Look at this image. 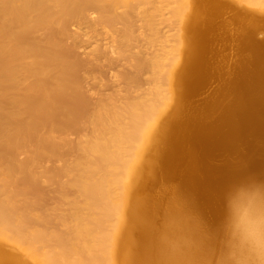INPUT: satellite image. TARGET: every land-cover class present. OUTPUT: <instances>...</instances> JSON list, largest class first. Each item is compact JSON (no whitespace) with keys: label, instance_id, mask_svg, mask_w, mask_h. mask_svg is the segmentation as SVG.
Segmentation results:
<instances>
[{"label":"bare ground","instance_id":"obj_1","mask_svg":"<svg viewBox=\"0 0 264 264\" xmlns=\"http://www.w3.org/2000/svg\"><path fill=\"white\" fill-rule=\"evenodd\" d=\"M164 1L151 4L153 15ZM242 1L264 10V0ZM124 2L0 0V264H213L222 251L244 264L259 260L247 251L249 242L264 244V183L252 184L264 177V39L256 38L255 9H237L219 27L205 7L219 13L233 3L170 0L181 32L167 45L158 33L161 46L137 54L131 13L107 52L122 58L120 87L96 93L84 85V71L95 72L97 56L84 58L71 43L69 8L84 15L92 5L114 21ZM217 29L223 37L236 29L238 53L227 64L216 63ZM210 78L218 88L197 101ZM178 173L181 187H165L171 198L164 194L149 211L143 192ZM202 204L208 224L188 218L203 214Z\"/></svg>","mask_w":264,"mask_h":264},{"label":"rangeland","instance_id":"obj_2","mask_svg":"<svg viewBox=\"0 0 264 264\" xmlns=\"http://www.w3.org/2000/svg\"><path fill=\"white\" fill-rule=\"evenodd\" d=\"M89 1V0H88ZM90 1H92V0H90ZM125 1V0H124ZM136 1H137V3H136ZM140 2H138V0H126V3L124 2V4H127V2H129L127 5H128V7H127V5L126 6H123L124 4L122 3L121 5H120V8L119 7H117V9H115V11H114V18H115V20L114 21H110V20H108V19H105V18H102L101 16H100V12H101V9H97L96 7H94V6H92V5H90L91 7H90V9H89V7L87 6V8L85 9V14L84 15H80L79 13H77V14H74V12H76V9L74 8V5H70V8H69V10L71 9L72 11H71V13H73V15L75 16V19H74V16L72 17V14L70 15V17L68 16V20H70V21H68V23L66 24V26H67V29L69 30V32L71 33V35H74V37L71 39V43L73 44V45H75L76 47H77V49H78V51H79V53L81 54V56L82 57H88L89 55H91L92 54V56H97L96 57V59H97V62H98V67L96 66L95 67V72H94V69L92 68V70H93V72L92 73H89V71L88 70H86V71H84L85 72V82L84 83H86V84H84L87 88H89L91 91H93V92H98V93H100L101 94V91H102V93L103 94H109V93H111L115 88L117 89L118 87H120V84H121V82H120V80L119 79H117L116 78V76H115V73L117 72L116 71V69L118 70L119 69V65L121 66V64L123 63L122 62V58L119 56V55H117L116 53H113V54H111L112 55V57L114 58V60H113V58L111 57V58H109L110 56H109V54L107 53L108 51H110L111 52V49L113 48L112 47V45H111V35L112 34H118V35H120L122 32H125L126 31V24H125V22H126V20L128 19V18H130V16H132V14H133V16L131 17V20H133L134 21V23H133V26H132V31H133V34H134V36L136 35V37H135V39L136 40H133V42L132 43H134L135 44V46L134 45H132V46H134V48H132V46H131V48L134 50V52H136V54H137V51H141L142 53H146L147 51H148V53H150V51L153 53V52H155V50H157V48H159L160 46H161V42H160V40L159 39H157V40H155V36L154 35H157L158 33H159V35H161L162 37H164L165 39H164V41L166 42H164V44H173V42L175 41V35L178 33V32H181V29H179V27H178V24H177V21H175L174 20V18L171 16L172 15V12H171V8H170V5L168 4V2L170 3V0L167 2V1H164V2H161L160 3V5L159 4H157L158 6H159V10L158 11H156V12H154V15H153V13L151 12V8H153V6H151V4H153L154 2H157V0H142V2H141V0H139ZM146 1V2H145ZM186 1H191V0H186ZM193 2H194V0H192ZM192 1L190 2V4L192 3ZM200 2V0H195V3H196V5H195V3H192L191 5L193 6H197L198 5V3ZM223 1V0H222ZM225 2H226V0H224ZM133 2V3H132ZM147 2H149L148 4H147ZM151 2V3H150ZM198 2V3H197ZM227 2L228 3H230V4H232V5H235L234 7L236 8V9H234V10H229L228 8L224 11V12H222V11H220L219 10V13H218V11H212V9L210 8V7H205L208 11V13H207V15H210L211 17H212V19L214 20V23H217V25L220 27V24H225V22H227L228 20L230 21L231 19H233L234 18V11H237V9L240 11V8H241V11H250V13H252L253 12V14H251V17L253 16V18H255V21H256V23H255V25H257V24H259V22H260V24H262V22L259 20V18L261 17V18H263L262 16H264V10H263V8L262 7H253V6H248L247 5V3L245 2V1H242V0H239V1H237L236 0V2L238 3H241L240 4V7H238V4H234V2H235V0H227ZM235 2V3H236ZM162 3H163V5H165V6H163L162 5ZM165 3H167V4H165ZM244 3V4H243ZM137 4H138V6H137ZM141 4V5H140ZM144 4V5H143ZM244 6H243V5ZM139 5H140V7H139ZM146 5H147V7H146ZM242 6V7H241ZM123 7V8H122ZM136 7H137V9H136ZM141 7H144V9L143 8H141ZM163 7V8H162ZM244 7V8H243ZM254 10V11H252L251 12V8ZM73 8V9H72ZM96 8V9H95ZM121 8H122V10H121ZM141 8V9H140ZM146 8V9H145ZM210 8V9H209ZM250 8V9H249ZM75 9V10H74ZM87 9H89V10H87ZM134 9V10H133ZM233 9V8H232ZM249 9V10H248ZM262 10L261 12L260 11H258V12H255L256 10ZM117 10V11H116ZM127 10V11H126ZM144 10H146V11H144ZM224 10V9H223ZM227 10H228V14H227ZM126 11V12H125ZM135 12H136V14H135ZM150 12V13H149ZM157 12H159V13H157ZM204 12V11H203ZM232 12V13H231ZM255 12V13H254ZM132 13V14H131ZM141 13V14H140ZM145 13V14H144ZM168 13V14H167ZM223 13V17L221 16V14ZM258 13V14H257ZM262 13V14H261ZM79 14V15H78ZM116 14H117V16H116ZM148 16H147V15ZM170 14V15H169ZM217 14V15H216ZM220 14V16L218 17V15ZM230 14H232V16L230 15ZM255 14H257V15H255ZM88 15V16H87ZM99 15V16H98ZM121 15H122V17H121ZM143 15V16H142ZM150 15V16H149ZM156 15H158V16H156ZM226 15V16H225ZM86 16V17H85ZM126 16V17H125ZM146 16V17H145ZM153 16V17H152ZM227 16H228V18H227ZM256 16H258V17H256ZM80 17V18H79ZM128 17V18H127ZM145 17V18H144ZM171 17V18H170ZM72 18V19H71ZM85 20H84V19ZM122 18H124V21H123V19ZM170 18V19H169ZM224 18H226V20H224ZM260 18V19H261ZM88 19V20H87ZM98 19V20H97ZM119 20V21H117V20ZM121 19V20H120ZM158 19V20H157ZM219 19V20H218ZM258 19V20H257ZM75 21V23L73 22V21ZM77 20V21H76ZM79 20V21H78ZM83 20V22H80V21H82ZM148 20V21H147ZM149 20H151L152 22V24H149ZM216 20V21H215ZM105 21V22H104ZM110 21V22H109ZM224 21V22H223ZM69 22L72 24H70L69 25ZM77 22V23H76ZM85 22H86V24H85ZM90 22H92L91 24H89ZM100 22V23H99ZM108 22H109V24H108ZM112 22V23H111ZM114 22V23H113ZM158 22V23H157ZM116 23V24H115ZM154 23V24H153ZM156 23V24H155ZM110 24H111V26L113 25V24H115L116 26H113V27H111L110 26ZM125 24V25H124ZM259 24V28L257 29V33H256V38H258V39H264V30H261L262 29V26ZM80 25H81V27H80ZM150 25V26H149ZM91 26V27H90ZM154 26V27H153ZM175 26V27H174ZM218 26H217V28H218ZM233 26V25H232ZM80 27V28H79ZM150 27V28H149ZM234 27V26H233ZM232 27V28H233ZM112 28V29H111ZM158 30V32L156 33V29ZM178 28V29H177ZM216 28V27H215ZM231 28V29H232ZM71 29V30H70ZM149 29V30H148ZM152 29H155V30H152ZM264 29V28H263ZM180 30V31H179ZM236 29H234V31H235ZM72 31H74V32H72ZM145 31V32H144ZM153 31L155 32V34L153 33ZM221 31H222V29H220V30H216V31H211L212 33H215L216 34V32L220 35L219 37H218V39H217V41H216V43H214V45H215V49H214V52H217V54H220V55H218L217 57H218V60H217V64L218 65H221V63H225V64H227L228 62L227 61H230V59L231 58H235L236 57V55H237V47H236V45H233L234 44V41H233V38H232V36H230V34H232L234 31L232 30V31H230V33H228L227 35H228V37H226L225 35H224V37L222 36V34H221ZM75 32H76V34H75ZM81 34V35H79V33ZM112 32V33H111ZM120 33V34H119ZM137 33V34H136ZM139 33H140V35H139ZM151 33H152V35H151ZM186 33H187V31H186ZM78 34V35H77ZM89 34V35H88ZM190 34H192V32H190ZM92 35V36H91ZM169 35V36H168ZM76 36H78V37H76ZM138 36V37H137ZM185 36H187L188 37V35L187 34H185L184 35V41H185V39H186V43H188V41H187V37H185ZM84 37V38H83ZM90 37H92V38H90ZM146 37V38H145ZM174 37V38H173ZM223 37V38H222ZM83 38V39H82ZM142 38H144V39H142ZM151 38V39H150ZM222 38V39H221ZM226 38V39H225ZM97 41H96V40ZM137 39H138V42H137ZM148 39H150V40H148ZM152 39H154V40H152ZM172 39L174 40L173 42H172ZM189 39H190V37H189ZM224 39V40H223ZM74 40V41H73ZM81 40V41H80ZM148 40V41H147ZM159 40V41H158ZM222 40V41H221ZM227 40V41H226ZM141 41V42H140ZM147 42V47L145 46V44H146V42ZM151 41V42H150ZM168 41V42H167ZM225 41V42H224ZM75 42H78V43H75ZM148 42H150V43H148ZM156 42V43H155ZM80 43V44H79ZM145 43V44H144ZM155 43V44H154ZM149 44H151V45H153V46H151V45H149ZM160 44V45H159ZM98 45H100V46H98ZM157 45V46H156ZM80 46V47H79ZM101 46H102V48H101ZM155 46H156V48H155ZM186 46H187V44H186ZM99 47V49H97ZM106 49H105V48ZM188 47V46H187ZM186 47V48H187ZM219 47V48H218ZM149 48V49H148ZM151 48H152V50H151ZM94 49V50H93ZM218 49V50H217ZM91 50H93L92 51V53H91ZM98 50V51H97ZM104 50H105V52H104ZM154 50V51H153ZM103 52V53H102ZM220 52V53H219ZM89 53V54H88ZM106 54V56H107V54H108V56L106 57L105 56V54ZM88 54V55H87ZM96 54V55H95ZM86 55V56H85ZM103 55V56H102ZM222 55V56H221ZM100 56V57H99ZM229 56V57H228ZM120 57V58H119ZM221 57V58H220ZM225 57H228L227 59L225 58ZM98 58H100V59H98ZM115 59H117V62H118V60H119V62L118 63H120V64H118L117 62H115L116 60ZM226 61V62H224V61ZM112 62H114V63H112ZM117 63V64H116ZM215 63V65H217ZM102 66H101V65ZM100 68V69H99ZM131 70H130V73L132 72V73H134L133 72V68L131 67L130 68ZM96 70H97V73H96ZM100 70V71H99ZM88 71V72H87ZM98 72H99V74H98ZM90 75H89V74ZM131 73V74H132ZM95 74H97L96 76H95ZM87 75H89V77H88V79H87ZM99 75V76H98ZM98 76V77H97ZM95 77H97V78H95ZM103 78H105V79H103ZM142 78V80L140 79V81H142V82H140V84L143 86V87H145V86H147L148 85V82H149V78L147 77V75L145 74L144 76H142L141 77ZM96 79V80H95ZM99 79V84H98V82H96L97 80ZM101 79V80H100ZM211 79V80H210ZM207 82H206V84L203 86L204 88H202L203 90H205V87L207 88L206 89V91L205 92H203V90L201 89L200 91H199V93H198V96H196L195 98H196V100L197 101H199L200 100V98H205V95H208V93L210 92H212L213 91V89L215 90V88L217 89L218 88V86H219V80H217V81H215V79L214 78H210ZM102 80H104V81H102ZM118 80V81H117ZM146 80V81H145ZM212 80H214V81H212ZM212 81V83H210L209 84V82H211ZM120 83V84H119ZM102 84V85H101ZM93 87H95L94 89H93ZM115 89V90H116ZM95 90V91H94ZM97 90V91H96ZM201 93V94H200ZM209 93V94H210ZM203 94V95H202ZM205 94V95H204ZM199 95H201V97H199ZM203 96V97H202ZM201 101V100H200ZM178 104V106H180L182 103H181V100H179V103H177ZM148 158L149 157H151V159L152 160H154L156 157L150 152V153H148ZM154 158V159H153ZM218 158V161L217 162H219L220 161V159L219 158H221V157H217ZM217 160V159H216ZM155 161V160H154ZM149 173H151V171H149ZM148 173V176L150 175L151 176V174H149ZM179 174H181V173H178L177 174V176H176V179L175 178H173V179H169L168 181H166V183H165V186L164 187H162V188H155V187H150L146 192H143L144 194V196L142 195V197H145V194L146 193H148L147 194V196H148V199H147V201H148V210L149 211H151V210H153L155 207H156V204H155V202L157 201V199L158 198H160L161 196H164V194L168 197V196H170L169 194L170 193H168L169 191H166V190H169V189H171V188H176L177 186L178 187H181V183H183V177L181 176V175H179ZM179 175V176H178ZM149 176V177H150ZM179 178V180L181 181L180 183L178 182L179 180H177ZM175 179V180H174ZM258 180V181H257ZM256 181H253V187L254 186H256V187H261V185H263V183H264V177L263 178H261V179H257ZM170 181V182H169ZM176 183H175V182ZM172 182V183H171ZM174 182V183H173ZM177 182H178V184H177ZM257 183V185H255V183ZM263 182V183H262ZM170 183V184H169ZM258 183H259V186H258ZM262 183V184H261ZM251 184V185H252ZM180 185V186H179ZM171 187V188H166L165 189V187ZM165 190H164V189ZM242 188H244V187H241V188H239V189H242ZM247 188V187H246ZM164 190V191H163ZM168 194H167V193ZM142 194V193H141ZM171 197H168V199H170ZM51 202V201H50ZM183 202V201H182ZM49 203V202H48ZM190 204H192V203H189V202H187V204L185 205L186 207L189 205L190 206ZM204 204H202V206H203ZM188 206V208H187V210H190V208H192L191 206L189 207ZM201 206V207H202ZM205 207V205L202 207V210H203V214H200V215H198L199 213H196L197 215H194L195 217H193V214H195V212H198V211H194V213L192 212V214H191V216H190V211H188V212H190V213H188V215H189V217L188 218H191L192 217V219H196V217H198L199 218V216H200V218L202 217H204L205 218V215H207L206 216V221H205V219L203 220V219H201L202 221H203V223L205 224V222L207 223H209V219H208V215H210V213L209 212H207L206 213V209H203ZM206 208V207H205ZM193 209V208H192ZM193 210H196V209H193ZM193 210H191V211H193ZM206 210V211H205ZM201 213V212H200ZM206 213V214H205ZM209 213V214H208ZM202 215V216H201ZM204 215V216H203ZM199 218V219H200ZM156 219L158 220H156L155 222L159 225L160 223H161V221H162V217L159 215V217H156ZM161 219V220H160ZM197 220V219H196ZM208 220V221H207ZM207 223V224H208ZM136 227L137 226H134V228H133V231H132V236H131V239H132V242L135 240V238H136ZM130 245V244H129ZM15 249V248H14ZM14 249H12L13 250V252H16ZM131 249V246H128L127 248H126V250H130ZM127 251V252H128Z\"/></svg>","mask_w":264,"mask_h":264},{"label":"snow or ice","instance_id":"obj_3","mask_svg":"<svg viewBox=\"0 0 264 264\" xmlns=\"http://www.w3.org/2000/svg\"><path fill=\"white\" fill-rule=\"evenodd\" d=\"M228 243L230 246L233 245L232 241ZM145 264H157V262H145ZM158 264H208V262L200 259H188L182 261H160ZM213 264H244V261L234 258V253L231 251H222L220 259L214 261Z\"/></svg>","mask_w":264,"mask_h":264},{"label":"clouds","instance_id":"obj_4","mask_svg":"<svg viewBox=\"0 0 264 264\" xmlns=\"http://www.w3.org/2000/svg\"><path fill=\"white\" fill-rule=\"evenodd\" d=\"M241 252H245L246 249L244 247L243 242L238 245ZM248 252L258 253L259 254V260H250L248 261V264H264V244H261L259 247L256 245L255 242H249L248 243Z\"/></svg>","mask_w":264,"mask_h":264}]
</instances>
